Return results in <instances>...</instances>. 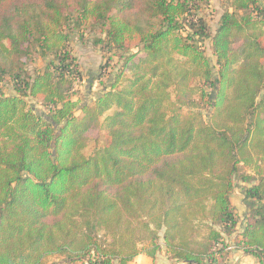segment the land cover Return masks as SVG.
Instances as JSON below:
<instances>
[{
  "label": "trees",
  "instance_id": "trees-1",
  "mask_svg": "<svg viewBox=\"0 0 264 264\" xmlns=\"http://www.w3.org/2000/svg\"><path fill=\"white\" fill-rule=\"evenodd\" d=\"M198 6L0 0V83L9 77L16 91L0 93V264H130L140 254L156 264L163 248L177 262L221 264L229 253L214 247L231 237L264 263V8L230 0L210 32ZM69 22L91 23L98 42L124 53L111 85L81 106ZM35 53L46 63L32 72ZM96 127L107 141L88 155Z\"/></svg>",
  "mask_w": 264,
  "mask_h": 264
},
{
  "label": "rangeland",
  "instance_id": "rangeland-1",
  "mask_svg": "<svg viewBox=\"0 0 264 264\" xmlns=\"http://www.w3.org/2000/svg\"><path fill=\"white\" fill-rule=\"evenodd\" d=\"M197 1L199 2V6L197 7L196 14L205 18L207 24L209 25L210 32H214L219 26L224 10H232L230 7V0ZM259 5L264 8V0H259ZM65 30L70 33V50L78 62L81 73V79L75 84L72 98L79 100L81 106L83 103L92 102L106 87L111 85L123 64L122 55L124 53L115 49L112 50L109 47H105V43L98 42L97 40L103 38L104 36L98 27L92 26L89 22H81L79 24L69 22L65 27ZM200 44L206 49L208 56H210L213 62H215L211 40L206 39ZM45 63L46 60L39 53H35L34 57L26 60V67L32 72H35L43 70ZM0 93L4 95H14L16 93L9 77H6L0 83ZM28 101L37 112L41 114H45V112H47L46 108L39 100L29 97ZM211 110L212 108H210L208 104L203 105L202 111L205 114V119H208V115ZM79 113L80 111H77L76 114L78 115ZM106 141L107 138L104 131L100 127L94 128L89 132V141L85 149L86 154H92L98 148L102 147ZM231 199L234 210L240 219V223H242V218L245 216L246 208L243 204L241 183L234 188L231 194ZM239 227L241 228V224H239ZM163 251H165L164 248ZM219 253L220 251H218V254ZM221 254L222 253H220V255ZM246 255L248 257L244 264H264L257 257L248 254ZM165 256L167 255L165 254ZM224 256L225 255H221L220 257V261L222 262L221 264H227L226 260H228V256H226V259H224ZM170 262L173 263L175 261L170 259ZM50 264L67 263L61 262L58 258H53ZM185 264L187 263L185 262Z\"/></svg>",
  "mask_w": 264,
  "mask_h": 264
},
{
  "label": "crops",
  "instance_id": "crops-1",
  "mask_svg": "<svg viewBox=\"0 0 264 264\" xmlns=\"http://www.w3.org/2000/svg\"><path fill=\"white\" fill-rule=\"evenodd\" d=\"M242 223L241 224V228L238 226V233L242 232L245 225H246V221L245 218H242ZM239 252V251H238ZM235 251L233 254H230L228 256V260H226L227 264H244L247 261V255L245 253ZM160 261V262H159ZM130 264H153V261L150 257L144 255V254H140L138 255ZM156 264H185V262H170V259H168L167 256H165V252L163 251L159 255L157 256V260H156Z\"/></svg>",
  "mask_w": 264,
  "mask_h": 264
},
{
  "label": "built area",
  "instance_id": "built-area-1",
  "mask_svg": "<svg viewBox=\"0 0 264 264\" xmlns=\"http://www.w3.org/2000/svg\"><path fill=\"white\" fill-rule=\"evenodd\" d=\"M222 248H223V251L228 252L229 255L233 254L235 251L242 252L240 249H238L237 245L234 243V237L227 239V242L225 245H223L222 243H217L214 247L216 254H218V251Z\"/></svg>",
  "mask_w": 264,
  "mask_h": 264
},
{
  "label": "water",
  "instance_id": "water-1",
  "mask_svg": "<svg viewBox=\"0 0 264 264\" xmlns=\"http://www.w3.org/2000/svg\"><path fill=\"white\" fill-rule=\"evenodd\" d=\"M187 263V262H186Z\"/></svg>",
  "mask_w": 264,
  "mask_h": 264
}]
</instances>
